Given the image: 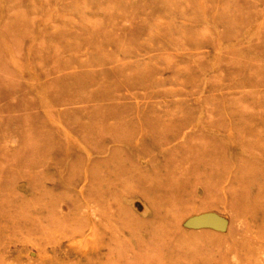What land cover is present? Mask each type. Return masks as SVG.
Returning <instances> with one entry per match:
<instances>
[{
  "label": "rangeland",
  "instance_id": "obj_1",
  "mask_svg": "<svg viewBox=\"0 0 264 264\" xmlns=\"http://www.w3.org/2000/svg\"><path fill=\"white\" fill-rule=\"evenodd\" d=\"M242 164L262 202L232 211ZM122 182L151 227L119 240ZM0 192V264H264V0H0Z\"/></svg>",
  "mask_w": 264,
  "mask_h": 264
},
{
  "label": "bare ground",
  "instance_id": "obj_2",
  "mask_svg": "<svg viewBox=\"0 0 264 264\" xmlns=\"http://www.w3.org/2000/svg\"><path fill=\"white\" fill-rule=\"evenodd\" d=\"M114 136L116 137V139L120 138V137H117L118 135H114ZM220 165L221 164L219 163V161H216V160L214 162L210 161V163H206L204 165L205 175L206 176L207 175L208 176H216L218 178L220 176H224L225 175V168H222ZM247 168L250 169V167L242 164L240 167L235 169L236 175L233 177L234 178L233 180L237 183H240L241 187L240 188L238 187L239 188L238 189V188H233V186H231L230 189L228 190L229 191L228 193L230 196L229 202L232 205V211H237L238 208L243 209L244 211H249L250 209H257L259 207V204H261V202H262V201H260V200H262L261 199L262 196L260 194H252V192H250L251 188H252V181L250 180V175H251V171H253V170L251 169V170L246 172ZM249 173H250V175H249ZM197 177H198V175H197ZM137 178L139 179V176H137ZM143 178H144V181L145 180L147 181V178H145L144 176H143ZM179 179L180 180L174 178L172 181L167 182L166 187L164 188V193H162L168 197V203L174 202V204L172 205L173 208L170 209V211L167 214L166 213L163 214L164 218H166V217L169 218V216H168V214H169L171 217V220H173L174 225L177 223L180 224L181 219H180L179 211L183 209L182 205L184 202L183 200H178V193L182 194V193L186 192L185 180H182L181 178H179ZM125 184H127V183L122 182V183L118 184L116 186L117 190H115V192L114 191L112 192L111 190H109L110 187L108 189H105L104 187H102V188L97 189L95 192L97 194V196L100 198H102V197H108L110 199L113 198L114 201L118 202V205L116 206V208L114 207L115 212L113 214H109V215L105 216L104 220L106 219L107 221H111L110 227L113 229L116 228L119 231V233H118V239L119 240H123V239L127 238V236L124 233L129 232L128 228L129 227L131 228V225L133 223L136 224L140 228L141 227L144 228V226H150L151 227V222L150 223L146 222L144 224V219L133 220V222L132 221L130 222L128 220L130 214L135 216L136 213L132 212L133 210L131 209V206L128 203L130 199H128V197L126 195V192L128 193V191H126L127 189H125V187H126ZM257 185H258V183H257ZM160 187L161 186H159L157 188L152 187L151 190H149V191H150V193L154 191L152 193L154 196L158 195L157 191ZM205 187L206 188H204V190L207 191L208 193H210V191L212 190L210 188V186L208 185ZM7 193L11 196H15L14 199L16 201H20V199H18L17 195H15L14 193H12V192H7ZM136 193L140 194L144 198V190L137 191ZM0 195H2L1 192H0ZM154 196L149 197V201H150V198H151V200H154L156 198ZM8 198H6L5 201L0 202V219L6 218L5 215H7V214H9V217L13 216L10 214V212L12 211V208L17 203L14 202L13 199H8ZM32 200H34V199H32ZM24 201L26 202L27 200H24ZM202 206H204V207L209 206L211 208L217 207L216 202H214V201L210 202L207 199L206 201H202L200 204H196L194 209H198ZM138 207L139 206H137L135 208L138 210ZM234 208H237V209H234ZM191 209H193V207ZM20 211L21 210H19L18 213H20ZM18 213H15L14 216L16 214L18 215ZM191 222L193 224L197 223L196 220H193ZM123 229H125V230H123ZM152 229L155 232L160 230L158 233L159 235L160 234H162V235L166 234V236H167L169 234L172 238V233H173L172 227H169V228L165 227V226L164 227H161V226L158 227V225H157L156 227H152ZM1 231L2 230L0 229V234L2 235ZM174 235L178 236V234H174ZM155 238L156 237H153L152 239L154 240ZM141 240H142V238L135 233V234L131 235V239H129L127 242H130L129 244H139ZM100 244H102V242H100ZM249 244H250V242L248 243L247 239H243V240H240L238 242L240 250L243 249L244 251L249 249L248 248ZM136 246H138V245H133V246L129 247V252L134 250L136 248ZM248 251H250V250H248ZM118 254L120 256V252H118ZM117 263L118 264H130L128 262V256H127V259H118V261L115 264H117Z\"/></svg>",
  "mask_w": 264,
  "mask_h": 264
}]
</instances>
